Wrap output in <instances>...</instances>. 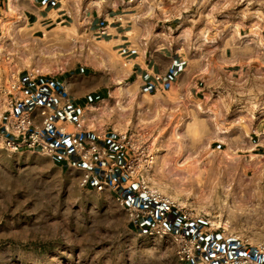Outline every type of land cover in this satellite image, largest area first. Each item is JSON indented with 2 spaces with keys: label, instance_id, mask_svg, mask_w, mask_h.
I'll return each instance as SVG.
<instances>
[{
  "label": "rangeland",
  "instance_id": "1",
  "mask_svg": "<svg viewBox=\"0 0 264 264\" xmlns=\"http://www.w3.org/2000/svg\"><path fill=\"white\" fill-rule=\"evenodd\" d=\"M133 1L144 7L155 0ZM174 2L175 45L202 66L197 72L200 88L180 94L189 114L176 123L177 139L135 130L134 145L146 146L150 160L159 161L146 170L150 162L136 154L135 169L123 175V188L132 184L142 193L157 191L159 204L168 205V198L200 213L207 227L262 242L264 0ZM250 117L258 124L253 141L260 149L252 150L255 142L249 148H230L233 138L248 135L231 131ZM228 150L236 155L225 158ZM179 152L196 159L194 180L179 182L163 167L162 161L168 163ZM85 171L61 169L43 153L0 148V264H181L170 237L160 238L150 233L146 221L130 218L119 189L98 188L90 181L82 185ZM166 192H175L176 199Z\"/></svg>",
  "mask_w": 264,
  "mask_h": 264
},
{
  "label": "crops",
  "instance_id": "2",
  "mask_svg": "<svg viewBox=\"0 0 264 264\" xmlns=\"http://www.w3.org/2000/svg\"><path fill=\"white\" fill-rule=\"evenodd\" d=\"M176 9L174 0H155L144 7L133 0H0V148L43 153L61 169L85 171L86 163L69 139L93 141L105 155L90 168V183L105 182L119 189L127 203L166 212L172 231L201 243L189 262L219 264L225 257L246 254L251 264H264L260 242L232 237L203 220H184L137 186L123 188L127 152L117 149L113 139L138 129L170 136L171 128L189 114L180 94L200 88L197 72L202 66L175 45ZM224 59L220 54L219 61ZM18 114L32 119L30 130L38 131L51 152L4 146L6 138L21 139L3 126L7 116ZM240 123L231 132L248 135L233 138L230 148L255 142L257 122L250 117ZM259 149L255 142L252 150ZM111 162L115 165L108 171Z\"/></svg>",
  "mask_w": 264,
  "mask_h": 264
},
{
  "label": "built area",
  "instance_id": "3",
  "mask_svg": "<svg viewBox=\"0 0 264 264\" xmlns=\"http://www.w3.org/2000/svg\"><path fill=\"white\" fill-rule=\"evenodd\" d=\"M11 104V103H10ZM33 124L32 119L26 114L9 115L7 116L3 126L6 130L16 132L21 136V139L14 140L6 138L4 140V146L11 149H18L25 145L28 148H38L42 151L51 152L53 148L48 144L41 142L39 133L37 130H30V126ZM134 131H128L120 133L113 139L114 146L119 150L127 152V158L121 168V174L126 175L133 172L136 163V154L143 155V160H150V154L147 155V147L142 148L134 145ZM71 145L78 153L80 158L86 163V171L81 178V184L87 185L92 173L90 168L94 166L96 159H102L105 155V151L95 142H85L77 136H71L69 139ZM115 163L111 162L108 171H112ZM105 182L98 181L97 187L102 188ZM145 195L149 196L152 200H160V194L157 191H151L144 189ZM119 197V196H118ZM165 202L173 207L174 211L178 212L184 220H203V216L200 213L195 212L191 207L178 205L170 201L168 198H164ZM122 204L125 205L126 210L132 220H138L139 223H146L149 225L150 233L157 235L160 238L170 237L174 247L175 253L181 262L184 264H195L189 262L195 252L201 249V243L194 237L184 233L172 231L168 226V214L166 212H157L153 206H137L133 203H127L124 198H120ZM146 221V222H145ZM260 251L264 252V242L257 244ZM219 264H251V259L246 254H237L234 256L225 257Z\"/></svg>",
  "mask_w": 264,
  "mask_h": 264
},
{
  "label": "bare ground",
  "instance_id": "4",
  "mask_svg": "<svg viewBox=\"0 0 264 264\" xmlns=\"http://www.w3.org/2000/svg\"><path fill=\"white\" fill-rule=\"evenodd\" d=\"M243 129H244L243 132L246 133V129L244 127H243ZM262 132H264V131H262ZM175 133H176V126H173L171 128L170 139L174 140V139H177L178 138V137L177 138L175 137ZM181 146H182V144H181ZM152 147H155V140L152 141ZM180 154L181 153L179 152L178 153V156L173 157L168 163H166V161H162V165H163L164 168L167 169V172H169L170 174L176 176V180H178L179 182H184V181H187V180H189V179H191V178L194 177V175H195V173L197 171L196 170L197 163L195 162L196 159H194V158L193 159H190L188 156H186L188 158H186L185 156H184L185 157L184 158ZM159 155L161 156V154H159ZM226 155L227 156L225 158H231V157H233V156L236 155V151H234V150H228V151H226ZM166 159H169V158H166ZM158 161H159V159L158 160H154L153 157H152V159L149 160L150 163L149 164L147 163L148 164V167H146V170H148L149 167H151V166L153 168L154 165H158ZM166 164H168V165H166ZM162 173H163V171H162ZM160 175H161V173H160ZM193 180H194V178H193ZM178 189H176V190L174 189L173 191H175L177 193ZM164 191H165V189H164ZM175 192L174 193L166 192V193H167V196L168 197L173 198V199H176L177 196H176Z\"/></svg>",
  "mask_w": 264,
  "mask_h": 264
}]
</instances>
